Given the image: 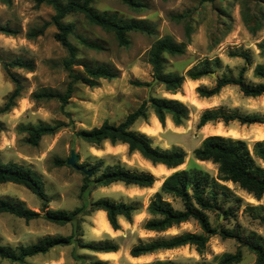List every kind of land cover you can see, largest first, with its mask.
Masks as SVG:
<instances>
[{"label": "rangeland", "instance_id": "1", "mask_svg": "<svg viewBox=\"0 0 264 264\" xmlns=\"http://www.w3.org/2000/svg\"><path fill=\"white\" fill-rule=\"evenodd\" d=\"M135 1L142 5L138 10L121 0H97L92 4L93 9L100 14L114 15L124 21L144 20L155 30L152 36L140 32L129 33L130 44L127 47L119 46L112 33L89 23L83 15H69L64 19L65 23L74 27L70 41L77 48V61L89 66L110 67L117 71V77L95 80L93 86L76 82L72 85L70 99L62 104L56 99L35 101L32 95L41 91L66 93L71 82L70 72L65 65L70 57L69 51L54 39L57 31L54 26H50L43 36L36 39L26 37L30 29L51 20L54 15L53 7L45 2L38 3V0H0V26H9L18 32L13 36L0 30V163L29 167L43 184L49 199L48 209L73 211L86 203L81 198V190L87 176L67 164L72 152L77 156L78 165L88 170L102 160L104 163L101 170L106 166L120 164L131 170L154 173V165L139 153L130 154L127 145H111L106 142L99 147L92 146L81 140L77 132L100 127L105 121L119 124L147 99L148 85L155 80L152 66L147 62V53L159 38L169 36L176 43L185 45L184 55L165 56L166 73L186 74L203 59L220 58L222 62V68L217 71L216 77L211 75L196 81L187 78L178 94H174L177 96L166 92L162 84H154L152 97L177 99L189 107L190 116L183 125L169 123L171 117L168 116L165 126L161 124L158 134L148 135L147 131L155 116L153 110L149 109L147 119L138 120L132 127V130L149 136L153 147L182 148L187 153V159L177 170L198 166L213 176L218 174L216 165L198 161L193 155L203 139L208 137L205 134L216 135L205 131L203 133V128L197 127L203 111L224 107L244 115L264 118V96L245 97L237 86L225 87L217 96L208 99L200 98L196 91L199 86L213 87L217 75L228 73L226 67L233 75L238 74L245 62L241 58L229 56L231 51L237 49L249 51L253 58V64L245 75L246 80L259 82L253 78V69L257 64H264L257 46L264 39V0ZM188 27L191 28L189 38L186 36ZM81 39L98 42L105 49H87L81 44ZM16 59L32 62L34 70L29 72L25 69H12L14 74L24 80V91L15 108L1 113L14 89L3 63ZM71 68L76 73L83 71L80 65ZM189 86L192 91L190 93L187 89ZM57 123L64 125L56 134L44 136L37 146L27 143L26 133L20 130L22 126H54ZM206 126L211 129L220 127L223 129L222 136L245 140L250 146L253 142L264 139V124L242 125L232 122L226 125L223 122H210ZM261 165L264 167V163ZM168 173L160 177H156L155 173L153 175L159 184L169 176ZM95 176L91 179L96 178ZM227 185L242 202L238 204L236 216L228 220L223 214H210L212 224H222L229 229L238 227L243 232L255 231L264 237V226L254 219L255 212L249 210L251 206L261 207L259 212L264 214V196L257 200L238 186L232 183ZM156 187L139 188L117 183L91 190L87 203L108 198L116 202H135L140 205V210L131 222L119 219L121 227L118 231L112 232L102 227L103 215L100 211L84 216L78 222L76 234L83 242L109 240L119 246V250L109 257L70 245L55 247L46 254L27 258L24 263L0 258V264H92L95 260L110 264H146L156 260L194 264L203 260L212 261L216 255L236 251L238 243L235 240L214 236L210 239L204 256L194 247L185 246L138 258L132 257L130 250L139 239L146 241L185 232H201L194 221L163 233L145 231L143 225L150 219L148 204L160 188L156 190ZM0 197L22 201L27 208L36 212H41L43 207V202L36 195L14 183L0 184ZM173 204L178 206L175 202ZM235 205L234 201H230L226 207ZM74 230L70 224L61 226L42 217L26 222L13 215L0 214V244L6 246H28L46 236H69ZM254 260V255L244 249L242 264H251Z\"/></svg>", "mask_w": 264, "mask_h": 264}, {"label": "trees", "instance_id": "2", "mask_svg": "<svg viewBox=\"0 0 264 264\" xmlns=\"http://www.w3.org/2000/svg\"><path fill=\"white\" fill-rule=\"evenodd\" d=\"M97 0H38V3L45 2L54 9V15L50 21L30 29L26 33L28 39H36L43 36L50 26L56 28L54 39L65 47L70 54L66 60V68L70 72L71 82L66 93H55L49 91L35 92L32 98L35 101H50L56 99L62 104H66L71 97L72 85L76 82L93 86L95 80L114 79L117 71L103 65L89 66L80 64L77 61V48L71 43L70 35L74 27L70 23H65L64 19L69 15L79 14L91 24L100 27L106 32L112 33L119 46L127 47L130 44L129 33L140 32L154 35L155 30L144 20L118 19L114 15L100 14L93 9L92 4ZM134 10H138L142 5L135 0H121ZM0 30L6 35H16L18 32L9 26H0ZM191 28H187L186 36L189 38ZM81 44L90 50L103 51L105 48L98 42L81 39ZM260 56L264 58V39L257 44ZM185 45L176 43L169 36L157 39L147 53V62L152 66L154 77L158 83L162 84L166 92L177 94L185 80L196 81L212 74L222 68L220 58L203 59L186 74L164 72L166 55L182 56L185 54ZM230 57H237L244 60L242 66L235 76L226 67L228 73L217 75L213 87L199 86L197 94L200 98H212L217 96L223 88L237 86L245 97L264 96V64H257L253 69V78L259 82H248L246 73L253 64V58L249 51L237 49L229 53ZM80 65L83 71L76 73L72 66ZM7 75L14 84V89L8 96L1 113L11 111L16 107L18 100L24 91L23 79L14 74L12 69H25L29 72L34 70L32 62L20 59L3 63ZM141 86L142 84L136 83ZM149 86V85H148ZM152 109L162 126L168 116L176 126H181L189 119L190 109L180 100L152 97L145 100L137 110L130 113L124 121L119 124H111L108 121L102 123L100 127L91 130H80L77 136L84 142L99 147L109 142L111 145H127L129 153H139L144 159L154 166L163 165L168 169H178L183 166L187 159V153L179 147L171 149H161L153 147L151 138L144 133L132 130V127L140 119H147V112ZM210 122H223L228 125L238 122L242 125L264 124V118L258 115H244L237 110H227L224 107L207 109L200 116L198 128L201 129ZM64 124L57 123L51 125L22 126L21 131L26 133V142L37 146L41 139L47 135L56 134ZM194 158L201 162H211L217 166L218 174L213 176L204 169L193 166L187 169L174 171L164 178L159 190L152 196L147 207L150 216L143 229L147 232L163 233L171 228L178 227L183 223L196 222L200 233L185 232L167 237L139 239L134 245L130 254L138 258L147 254L159 251L174 250L185 246L194 247L196 251L204 256L208 250V243L214 236L222 239H233L238 243V248L234 253H223L214 256L212 261L203 260L194 264H242L244 261V249L254 255L255 260L251 264H264V237L255 231L243 232L240 228H226L222 224L214 226L210 219V214L225 215L228 220L236 216L238 204L242 202L234 195L228 187V183L238 186L243 191L252 195L257 200L264 196V139L255 141L251 146L241 139L225 137L220 135L208 136L193 152ZM64 163V162H63ZM103 161L91 166L94 179H85L81 190V198L86 202L81 207L73 211L48 209L49 199L44 191L42 182L36 177L34 172L21 164L0 163V184L14 183L27 188L36 195L42 202L41 212L33 211L26 207L22 201L0 197V214H9L26 222L44 218L45 220L65 226L72 225L75 230L69 236H46L36 243L28 246L11 247L0 244V258L10 262L24 263L27 258L48 253L58 246H70L89 250L94 253H115L119 246L109 240L83 242L77 237L76 228L78 222L84 216H90L95 212H105L107 221L114 231L120 229L119 219L124 218L131 222L134 215L140 210V205L135 202H116L108 198H101L87 203V196L95 187H107L112 184L122 183L126 186H137L139 188H152L156 182L155 176L146 171L131 170L120 164L101 167ZM178 206H175L173 202ZM230 201L236 203L235 206L226 207ZM254 211V219H257L264 226V214L260 213L261 207H249ZM92 264H110L107 261L95 260ZM146 264H182L172 260H156Z\"/></svg>", "mask_w": 264, "mask_h": 264}, {"label": "bare ground", "instance_id": "3", "mask_svg": "<svg viewBox=\"0 0 264 264\" xmlns=\"http://www.w3.org/2000/svg\"><path fill=\"white\" fill-rule=\"evenodd\" d=\"M187 89L189 90V93H190V91H191V89H190V86L189 87H187ZM192 92V91H191ZM178 94V93H177ZM174 96H177V95H174ZM178 98V97H177ZM194 100V99H193ZM196 104V103H195ZM200 106H202L203 104H199ZM160 123V122H159ZM160 125L158 124V122H156V121H154V123H153V125H152V127L151 128H149L148 129V134H150V135H156V134H158L159 132H160ZM205 132H211V133H214V134H216V135H221L222 136V133H223V129L222 128H220V127H218V128H216V129H211L210 127H208L207 129H206V131ZM232 132V131H231ZM233 133V132H232ZM153 168H154V175L156 176V177H160V176H164L166 173H168V172H170L169 171V169L168 168H165V167H162V168H158L157 169V166H153ZM169 174V173H168ZM155 185V184H154ZM102 227L103 228H106V229H108L109 231H112L113 232V229L110 227V225H109V223H108V221H107V219H106V217L104 216L103 218H102ZM115 254V253H114Z\"/></svg>", "mask_w": 264, "mask_h": 264}, {"label": "water", "instance_id": "4", "mask_svg": "<svg viewBox=\"0 0 264 264\" xmlns=\"http://www.w3.org/2000/svg\"><path fill=\"white\" fill-rule=\"evenodd\" d=\"M212 76L216 77L215 74H212ZM156 82H158L157 78H155L154 82L148 86L147 100H150L152 88ZM67 164L70 165L71 167H73L74 169L83 172L87 176L88 179H90L93 176L92 170H88L85 167H81L78 165L77 156H76L75 152L71 153V157L67 160Z\"/></svg>", "mask_w": 264, "mask_h": 264}, {"label": "crops", "instance_id": "5", "mask_svg": "<svg viewBox=\"0 0 264 264\" xmlns=\"http://www.w3.org/2000/svg\"><path fill=\"white\" fill-rule=\"evenodd\" d=\"M154 121H156V122H158V124L160 125V129H161V124L159 123V121H158V118L156 117V116H154V118H153V123H154ZM172 121L171 120H169V123H171ZM153 123H152V125H153ZM173 124V123H172ZM152 127V126H151ZM150 127V128H151ZM208 127L207 126H205V127H203V133H204V131H206V129H207ZM205 133H207V132H205ZM148 135H150V134H148ZM205 135H207V136H209V135H212V134H205ZM124 146H126V145H124ZM162 167H165V166H163V165H157V169L158 168H162ZM166 168V167H165ZM175 170H177V169H169V171H170V173L168 174V175H170L171 174V172H173V171H175ZM162 183V182H161ZM161 183H159V184H161ZM158 184V182H156L155 183V189L157 190L159 187H160V185ZM153 188V187H152ZM100 213L103 215V217L105 216V217H107L106 216V214H105V212H102V211H100ZM111 254H114V253H105V254H101L102 255V257H109V255H111Z\"/></svg>", "mask_w": 264, "mask_h": 264}]
</instances>
